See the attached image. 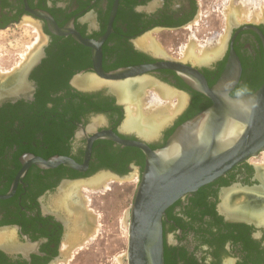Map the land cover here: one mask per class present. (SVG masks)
Returning <instances> with one entry per match:
<instances>
[{"label":"flooded vegetation","instance_id":"1","mask_svg":"<svg viewBox=\"0 0 264 264\" xmlns=\"http://www.w3.org/2000/svg\"><path fill=\"white\" fill-rule=\"evenodd\" d=\"M204 7V0H0V29L28 23L41 33L35 53L40 59L29 75V86L0 106V233L9 237L0 245L6 251H0V264H58L83 241L68 202L79 208L75 186L89 185L100 172L109 179H126L136 171L141 178L143 152L103 137L111 133L121 141H140L122 132L125 106L104 85L85 88L81 81L86 77L174 66V70L159 68L135 77L155 81L187 99L183 113L162 137L146 143L152 150L166 144L168 133L192 107L212 103L182 76L195 73L213 88L233 52L240 61L241 76L231 96L261 88L264 43L257 32L245 28L256 26L264 37V23L239 25L231 17L227 37L212 59L194 62L188 51L182 55ZM197 32L207 39L217 34L205 29ZM77 76L84 77L76 80ZM259 76L262 80L257 83ZM34 158H63L81 169L63 163L45 169L34 164ZM256 170L250 164L240 165L169 208L163 222L165 264L166 252L173 264H264V225L249 218L261 228L226 219L225 212H234L225 209L223 200L239 192H228L220 204L229 188L248 196L263 195L264 179L258 178ZM59 198L67 199L66 203L57 202ZM73 226L79 235L69 242ZM169 234L174 235L172 245Z\"/></svg>","mask_w":264,"mask_h":264},{"label":"water","instance_id":"2","mask_svg":"<svg viewBox=\"0 0 264 264\" xmlns=\"http://www.w3.org/2000/svg\"><path fill=\"white\" fill-rule=\"evenodd\" d=\"M245 29L257 32L264 43V37L256 26H246ZM51 31L58 34L52 26ZM39 59L37 57L35 61L24 64L18 71L13 72V75L4 76L8 80L11 76L14 79L18 77L20 83L14 90L1 91L7 81H0V106L25 92L24 87L30 84L29 75L39 63ZM96 66L100 67L99 60H96ZM159 68L175 69L171 64L155 65L142 69H123L95 77L105 82L103 87L117 98L116 93L107 85L133 79ZM176 71L184 74L180 70ZM240 76L241 64L233 52L225 72L213 88H209L205 80L195 73L182 76L192 90L207 97L212 105L178 126L160 149H150L146 143L152 140L142 138L136 133H127L123 127L122 132L135 135L140 141H121L111 133L103 135L104 138L124 146L138 148L145 156L144 171L133 204L127 213L129 238L127 254L123 259L125 264H165L163 222L169 208L186 195L226 177L234 168L249 164L250 160L256 159L264 152V83L253 94L233 97L231 93ZM81 77L84 76H77L75 79ZM183 111L184 109L180 112ZM180 112L160 130L159 136L174 124ZM32 162L45 169L61 163L81 169L63 158L49 161L34 158ZM258 178L262 180L260 176ZM225 216L232 223L259 227L246 218L232 216L226 212ZM0 251L6 252L3 247H0Z\"/></svg>","mask_w":264,"mask_h":264},{"label":"rangeland","instance_id":"3","mask_svg":"<svg viewBox=\"0 0 264 264\" xmlns=\"http://www.w3.org/2000/svg\"><path fill=\"white\" fill-rule=\"evenodd\" d=\"M204 1L207 7L203 8V12L199 10L198 26L194 28L196 30H193V33H191L192 37L190 41L186 43L187 47L182 49V55L189 51L190 48H193V50L195 49L197 53H203L205 51L204 49H206V51L215 49L216 45H219L227 37L230 28L229 21L231 19V17L229 19L228 13H230L231 10H237L238 15L235 20L233 19L234 17H232V19L240 23L239 25L264 23L263 17L259 18L254 14H257L259 10L264 7V0H246L247 5L250 7L248 14L242 4H238L235 0ZM232 6H234V9ZM207 26H210V28ZM197 29L200 31L205 29L207 31L206 33L216 32L217 34L207 35L209 39L213 37V40H209L207 37H203V35L199 34ZM40 39V31L34 27V25L28 23L8 29H0V77H3V75L6 76L8 72L11 74L12 71L14 72V70L19 69L27 63V57L39 48ZM157 43H159V40H157ZM167 48L168 47L164 46L163 50L168 54L170 50ZM160 49L162 50V48ZM261 80L262 78L259 76L255 82L258 83ZM146 92H151V95L149 94V99L148 97L146 98L148 105L146 107L144 104L143 109H145V107L146 109H150L151 97L156 93L154 88H149ZM180 96L185 95L180 94ZM176 100L177 99H174L173 104L178 105V101ZM150 106L152 107L153 105L151 104ZM197 108H199V105L194 106V109ZM182 113L183 112L179 115ZM99 118L102 119V122L103 118ZM160 137H162V135H158L152 142L159 140ZM249 164L259 169L258 171L256 170V174L259 177L261 175L260 170L264 167V152L256 159L250 160ZM102 173L96 174V177L100 176L99 174ZM139 181V174L136 171H132L131 175L126 179H116L114 177L110 179L107 178L106 188L101 187V189H92L90 185L79 187L76 191V201L79 204V208L74 206L71 200L69 201V206L81 215L84 225V229L81 232L83 241L78 247H75V249L69 252L66 257L67 259L64 258L58 264H125L123 258H125L127 254L129 238L127 213L133 204ZM228 192L233 193L241 191L229 188L221 197V205L223 197L227 196ZM54 200L55 199H53V201ZM174 242V235L169 234V245L174 244Z\"/></svg>","mask_w":264,"mask_h":264},{"label":"bare ground","instance_id":"4","mask_svg":"<svg viewBox=\"0 0 264 264\" xmlns=\"http://www.w3.org/2000/svg\"><path fill=\"white\" fill-rule=\"evenodd\" d=\"M235 1H237L238 4L240 3V5L242 4V6L246 9L247 14L249 13L250 7L247 5L246 0H235ZM239 6H235V7H239ZM232 7L234 9V6ZM227 13H226V17H227ZM254 14L258 16L259 18L260 17L264 18V7L261 8V10H259L257 14L256 13ZM237 15L238 13H237V10L235 9L231 10V12L228 13L229 19L230 17L236 18ZM218 46H216L217 48L211 51L210 50L206 51L205 49V52L203 53V55H198L196 51L193 50V48H190L189 51L187 52L189 55L187 56L189 57V59L193 60L194 62H203V61L205 62L209 59H212L217 54V50H219L220 48V46L219 47ZM151 49L154 50L155 48L153 49L151 46ZM35 53L36 51L33 52L29 57H27V60H26L27 63H31L35 61L36 59ZM15 71L16 70H14V72ZM8 73H6V75ZM2 79H5L7 82L5 81L6 84L5 86H3V89L1 88L2 90L0 89L1 91L14 90V88L19 86V83H20V79L18 77L14 79V77L11 76V78L8 80V78L6 79L3 75V77H0V81H2ZM81 82L82 84H84L85 88L87 87L91 89L92 88L97 89V87H100V86L102 87L105 84V82L101 80H97L96 78H93V77L92 78L86 77V80L84 79V81H81ZM153 82L147 78H137V79L134 78V79H127L120 83L118 82L116 84L107 85L110 87L111 91L116 93L118 101L126 105L125 110H127V117L123 124L124 131L137 133L138 136L142 138L150 139V140L158 137L160 130L185 107L186 101H187L185 96H180V94H177V92H174L173 90L165 86L155 84ZM149 88L150 89L154 88V91L156 94H154V96L151 97L152 100H151L150 105L152 104L153 106L151 107L149 105L150 109H146L148 105L146 98L151 93V92L150 93L146 92L147 90H149ZM24 89L26 90L27 87L25 86ZM149 98L150 97H148V99ZM174 99H177L176 101H178V105L173 104ZM143 105L146 106L145 107L146 110L143 109ZM261 175L264 179V167L263 169H261ZM106 179H107L106 175H100L96 177L91 183H89V185L92 189L94 188L101 189V187L106 188L107 187V185L105 184ZM78 189L79 188L75 186L73 190L77 191ZM252 193L250 194L251 196L241 194L240 192L238 194L236 193V194L228 195L226 198H224L223 205L225 206V209H227L228 211L232 213L234 212L232 216L246 217L247 219L249 218L253 221L255 220L257 223L264 225V194L254 195L253 193L252 195ZM59 199L57 202H60V201L63 202V200L61 199L59 200ZM65 200L67 201V199ZM65 200L63 202L64 204L66 203ZM72 210L74 209L72 208ZM70 213L73 214L72 212ZM74 217L76 218L75 230L80 228L79 231L82 232V230L84 229V225L82 223L81 215L74 210ZM71 221H73V219ZM75 230H74V226L69 230L70 231L69 232V242H75L76 237H74V234L78 232V231L74 232ZM8 238L9 237L7 235L0 233V245L3 243H6V239Z\"/></svg>","mask_w":264,"mask_h":264},{"label":"trees","instance_id":"5","mask_svg":"<svg viewBox=\"0 0 264 264\" xmlns=\"http://www.w3.org/2000/svg\"><path fill=\"white\" fill-rule=\"evenodd\" d=\"M211 104L212 103H209L207 106H202L201 108H197V109H194V107H192L191 111L187 114V116L184 117L182 120H180L179 122L176 123L175 127L168 133V136L170 137L178 126H180L181 124L185 123L189 119L193 118L197 114L201 113L202 111H204L205 109H207L208 107H210ZM168 253H170V252H166V264H173V263H170V260H169L170 257H169V254Z\"/></svg>","mask_w":264,"mask_h":264}]
</instances>
